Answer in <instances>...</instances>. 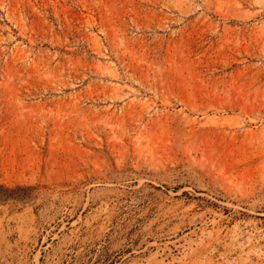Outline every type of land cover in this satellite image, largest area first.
<instances>
[{
  "label": "rangeland",
  "instance_id": "1",
  "mask_svg": "<svg viewBox=\"0 0 264 264\" xmlns=\"http://www.w3.org/2000/svg\"><path fill=\"white\" fill-rule=\"evenodd\" d=\"M0 264H264V0H0Z\"/></svg>",
  "mask_w": 264,
  "mask_h": 264
},
{
  "label": "trees",
  "instance_id": "2",
  "mask_svg": "<svg viewBox=\"0 0 264 264\" xmlns=\"http://www.w3.org/2000/svg\"><path fill=\"white\" fill-rule=\"evenodd\" d=\"M8 197H12L15 198L17 197V194L14 193V190H9L6 188H3L2 186H0V200L2 199H7Z\"/></svg>",
  "mask_w": 264,
  "mask_h": 264
}]
</instances>
